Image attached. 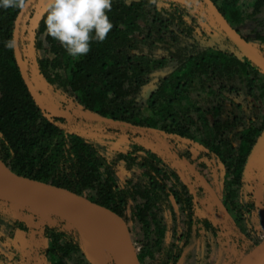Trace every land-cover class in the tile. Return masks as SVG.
<instances>
[{
	"label": "trees",
	"instance_id": "1",
	"mask_svg": "<svg viewBox=\"0 0 264 264\" xmlns=\"http://www.w3.org/2000/svg\"><path fill=\"white\" fill-rule=\"evenodd\" d=\"M210 3L264 56V0L253 12L242 0H112L107 38L79 58L47 35L45 11L29 37L21 33L32 0L23 11L0 8V160L120 215L140 264H178L200 227L218 235L224 221L244 252L264 241V196L251 190L264 181L246 175L264 137V70L230 40ZM248 19L257 22L253 39L241 29ZM13 32L14 52L4 47ZM180 161L221 194L213 211L223 224L199 213L205 186L191 170L186 181ZM38 257L92 264L69 220L0 198V264Z\"/></svg>",
	"mask_w": 264,
	"mask_h": 264
},
{
	"label": "rangeland",
	"instance_id": "2",
	"mask_svg": "<svg viewBox=\"0 0 264 264\" xmlns=\"http://www.w3.org/2000/svg\"><path fill=\"white\" fill-rule=\"evenodd\" d=\"M33 4V12L30 13V11L25 13V16L23 18V24L21 28V33L26 36V32L28 37L31 35V31L34 29L36 25V19L39 17V15L45 11V0H32ZM255 0H242L243 9L247 12H253V4ZM261 12L257 14V17L264 21V7ZM27 14V15H26ZM257 26V22L253 21L252 19H248L246 21V24L241 25V29L243 33L253 39L254 37V28ZM18 33V30H17ZM255 42V41H254ZM19 52V51H18ZM19 60L21 61V65H23L25 76L27 77L28 81L30 82L29 74L24 66V62L22 61L20 53H18ZM32 76L34 80L36 79L35 76V68L31 70ZM42 102L44 104H49L51 101V98L48 96V94L43 95ZM147 142L151 143L153 145V142L149 139H147ZM122 144V143H121ZM181 162V161H180ZM175 165L177 166L178 170L180 171L181 175L185 177V180L187 181L189 179L188 176H191L187 174L188 170H191L192 174L196 175L193 180L201 184L202 186H205V196H204V203H205V209L200 211L199 213L202 216H208L211 217L212 221L216 224L222 223V218L218 217L217 213L215 214L213 211L214 206H218L219 204V198H221V194L219 192H215L213 188L209 187V181L207 178H204L200 176L197 172V169L192 167L191 164H186L181 162H176ZM121 177L125 176V173L120 172ZM128 175V173H127ZM246 175L249 176V178H259L261 181H264V137L260 141L253 157L250 160V164L247 166ZM195 179H198L197 181ZM190 180V179H189ZM218 190V189H217ZM251 190L255 193V198L258 200L264 196V188L261 186L256 187L252 186ZM2 198L5 200H16L17 202L27 204L31 208H40L43 212H46L47 214H57L60 217L67 218L68 220H73L70 218V216L64 215L61 211H59L56 207L49 206L47 204H44L40 201L29 199L25 197H17V196H6L2 195ZM23 200V201H22ZM257 200V201H258ZM45 207V208H44ZM221 214H223L221 212ZM224 221V219H223ZM226 224L225 230L222 232L220 230V233L218 235H214L212 231H207L203 229V227L199 228L198 233H194L193 236H191L190 244L185 248L184 254L180 258L178 264H246L247 260L249 258V255L251 252H244V250H241L237 246V242L233 240V236L231 235V231L235 229V226L232 225L230 221H224ZM223 224V223H222ZM225 226V225H223ZM98 234V235H97ZM104 238L99 232H96V240L98 244V248L100 249V253L102 256H107V250L109 249L108 244L106 243ZM131 239V238H130ZM167 239H170V233H167ZM132 242V240H131ZM133 243V242H132ZM134 245H136L134 243ZM9 256H12V252H8ZM110 254H112L110 252ZM237 260L235 261V259ZM119 261L116 262V264H122L120 258ZM72 261H78L77 256L75 255L74 260ZM116 261V258H115ZM36 264H42L43 258H37ZM16 264H22V263H16Z\"/></svg>",
	"mask_w": 264,
	"mask_h": 264
},
{
	"label": "water",
	"instance_id": "3",
	"mask_svg": "<svg viewBox=\"0 0 264 264\" xmlns=\"http://www.w3.org/2000/svg\"><path fill=\"white\" fill-rule=\"evenodd\" d=\"M209 8L230 40L235 43L252 62L264 70V56L241 37L224 15L219 12L215 4L210 3ZM2 195L34 199L49 206L56 207L57 209L59 208V211L64 213V215L70 216L73 220L69 221L75 225L79 233L85 257L92 264H107V262L104 260L98 248L96 240V232H98V230H94L95 228H92L89 224L87 212L106 216L114 226L117 240L120 244V250L114 248L105 240L103 234L99 233L108 244L110 252L114 258H116V262H118L120 258L122 264H140L131 242L126 223L124 219L114 211L65 188L12 173L0 160V198H2ZM66 207L69 208L68 212L72 210V215L65 211ZM246 264H264V241L252 251Z\"/></svg>",
	"mask_w": 264,
	"mask_h": 264
},
{
	"label": "clouds",
	"instance_id": "4",
	"mask_svg": "<svg viewBox=\"0 0 264 264\" xmlns=\"http://www.w3.org/2000/svg\"><path fill=\"white\" fill-rule=\"evenodd\" d=\"M26 6L27 0H0L2 9L23 11ZM111 9L112 0H45V31L70 57L79 58L90 51V41L107 38L113 27L107 14ZM4 47L15 51L14 32L4 41Z\"/></svg>",
	"mask_w": 264,
	"mask_h": 264
},
{
	"label": "bare ground",
	"instance_id": "5",
	"mask_svg": "<svg viewBox=\"0 0 264 264\" xmlns=\"http://www.w3.org/2000/svg\"><path fill=\"white\" fill-rule=\"evenodd\" d=\"M62 209H63V207H62ZM68 209L69 208L66 207L65 211L68 212ZM68 213L70 215L73 214L72 210H70ZM87 217H88V221H89V224L91 225V227L95 228L94 230L97 229L98 232L103 234V236L107 242H109L114 248H117V250H120V244L117 240V236H116V233L114 230V226L110 222V220L106 216H103L101 214H94V213H88V212H87Z\"/></svg>",
	"mask_w": 264,
	"mask_h": 264
}]
</instances>
